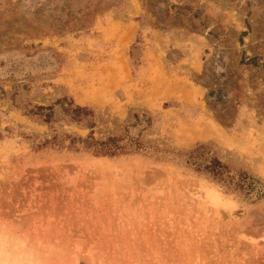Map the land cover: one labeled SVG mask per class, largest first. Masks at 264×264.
Returning a JSON list of instances; mask_svg holds the SVG:
<instances>
[{"label":"rangeland","instance_id":"1","mask_svg":"<svg viewBox=\"0 0 264 264\" xmlns=\"http://www.w3.org/2000/svg\"><path fill=\"white\" fill-rule=\"evenodd\" d=\"M0 89L93 120L52 130L0 98V264H264V198L168 152L209 143L264 184V0H0ZM126 129L145 151L36 146Z\"/></svg>","mask_w":264,"mask_h":264},{"label":"trees","instance_id":"2","mask_svg":"<svg viewBox=\"0 0 264 264\" xmlns=\"http://www.w3.org/2000/svg\"><path fill=\"white\" fill-rule=\"evenodd\" d=\"M214 90L208 92L213 94ZM0 98H10L14 106L22 109L24 115L46 124L54 130V124L58 121L76 123L87 128L93 127L92 110L87 106L76 104L71 98L63 96L57 98L54 103L48 105L32 104L17 98L16 90L10 94L0 89ZM9 94V95H8ZM133 117L137 123L149 121L143 114ZM69 138L65 144L64 138ZM47 143L57 147H66L75 151L83 150L95 156H118L121 154L137 153L145 151V146L139 136H134L126 129L123 135H109L105 138H95L90 131L86 136H73L71 134H60L52 131L51 138H45L38 144L41 147ZM172 159L178 160L193 171L220 185L226 193H235L247 200L257 201L264 198V184L260 179L252 176L246 171L232 170L229 165L223 162L211 149L209 143H197L190 148L168 150ZM166 157V156H162Z\"/></svg>","mask_w":264,"mask_h":264},{"label":"bare ground","instance_id":"3","mask_svg":"<svg viewBox=\"0 0 264 264\" xmlns=\"http://www.w3.org/2000/svg\"><path fill=\"white\" fill-rule=\"evenodd\" d=\"M80 98V97H79ZM86 99V98H85ZM83 100V97H81V101ZM84 102V101H83ZM209 125V124H208ZM204 127H207V125H205ZM204 127H203V129H204ZM212 128V127H211ZM201 129V128H200ZM206 129V128H205ZM210 129V128H209ZM196 134H197V132H196ZM198 134H199V136H202V138H204L205 136H207V130H202L201 129V131H199L198 132ZM200 138V137H199Z\"/></svg>","mask_w":264,"mask_h":264}]
</instances>
